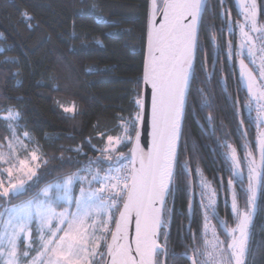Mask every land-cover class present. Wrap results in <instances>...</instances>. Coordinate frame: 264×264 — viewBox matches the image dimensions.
Returning a JSON list of instances; mask_svg holds the SVG:
<instances>
[{"label": "trees", "instance_id": "trees-1", "mask_svg": "<svg viewBox=\"0 0 264 264\" xmlns=\"http://www.w3.org/2000/svg\"><path fill=\"white\" fill-rule=\"evenodd\" d=\"M149 2L0 0V184L9 167L30 160L25 133L40 147L30 184L9 192V205L69 176L110 175L88 189L103 185L101 201L115 198L112 175L130 160L138 128ZM254 3L208 0L159 237L165 264H201L207 227L222 239L224 257L229 238L221 227L230 221L247 227L245 264H264V151L257 152L264 143L257 115L264 114V0ZM9 111L17 122L2 118ZM120 138L108 151V141ZM119 209L96 264L105 261Z\"/></svg>", "mask_w": 264, "mask_h": 264}, {"label": "water", "instance_id": "water-1", "mask_svg": "<svg viewBox=\"0 0 264 264\" xmlns=\"http://www.w3.org/2000/svg\"><path fill=\"white\" fill-rule=\"evenodd\" d=\"M207 3L208 0H162L158 8V0L149 2L138 128L130 150L129 190L108 240L104 264L115 261L156 264L158 252L165 259V250L158 242L168 191L156 192L157 173L177 104L181 75L190 60L193 64ZM255 13L258 20L259 11L255 9ZM175 154L176 150L174 159ZM253 177L257 181L260 173L256 172ZM246 231L244 226L239 236Z\"/></svg>", "mask_w": 264, "mask_h": 264}, {"label": "rangeland", "instance_id": "rangeland-1", "mask_svg": "<svg viewBox=\"0 0 264 264\" xmlns=\"http://www.w3.org/2000/svg\"><path fill=\"white\" fill-rule=\"evenodd\" d=\"M160 7L159 2L158 8ZM261 52H264V49ZM262 56L264 57V54ZM258 108L261 109L260 106ZM257 115L258 122L264 124L263 111L258 110ZM2 118L17 122L19 114L9 111ZM263 133L264 128L261 135ZM23 139L31 145L30 160L9 167L6 183L2 180L3 185L0 184V192L6 199V207L0 221V264H96L101 244L106 242V233L110 231L116 208L101 201L102 184L100 188L92 191L88 187L91 182L97 180L108 182L110 175H96L90 181L85 176H69L49 184L25 201L9 205V192L16 194L26 189L30 178L35 174L40 156V147L35 139L27 133L23 135ZM123 140L110 139L107 150H117ZM263 151L264 143L260 140L257 152L262 154ZM17 155V151L11 154L15 160L14 164ZM3 161L2 157L1 162ZM77 181L84 184L76 190ZM232 210L235 211L234 208ZM163 227L162 222V229ZM205 232L207 257L203 264L245 263L248 234L240 238L235 247L225 248V256L222 257L217 248L219 240L213 228L207 227ZM159 257L160 252L157 253L156 262Z\"/></svg>", "mask_w": 264, "mask_h": 264}, {"label": "bare ground", "instance_id": "bare-ground-1", "mask_svg": "<svg viewBox=\"0 0 264 264\" xmlns=\"http://www.w3.org/2000/svg\"><path fill=\"white\" fill-rule=\"evenodd\" d=\"M191 69H192V61L190 60L184 67V70L181 75L177 104L176 107L174 108L172 115V122L163 145L160 167L158 169L157 180H156V192L159 194L166 193L170 186L174 153L179 138V131L183 116V108L185 105V96L192 74ZM112 264H119V263L115 261L112 262Z\"/></svg>", "mask_w": 264, "mask_h": 264}, {"label": "built area", "instance_id": "built-area-1", "mask_svg": "<svg viewBox=\"0 0 264 264\" xmlns=\"http://www.w3.org/2000/svg\"><path fill=\"white\" fill-rule=\"evenodd\" d=\"M131 160L126 161L121 167L120 172L112 177L113 186L108 191L112 192L115 198L109 203L113 208L119 205V199L126 195L130 184Z\"/></svg>", "mask_w": 264, "mask_h": 264}, {"label": "flooded vegetation", "instance_id": "flooded-vegetation-1", "mask_svg": "<svg viewBox=\"0 0 264 264\" xmlns=\"http://www.w3.org/2000/svg\"><path fill=\"white\" fill-rule=\"evenodd\" d=\"M161 3V5H162V0H158V3ZM255 171H253V175H255ZM254 178V177H253ZM168 199V198H167ZM166 204H167V202H166ZM167 206V205H166ZM165 206V208H167ZM169 213H170V211H169ZM164 214H165V210H164ZM163 218H164V216H163ZM246 221V220H245ZM231 222V221H230ZM230 222H227V224H228V226H225L224 224H222V227H221V230H222V232H223V234L224 235H226L227 236V238H229V240H228V243H227V246H226V249H227V247H228V249H229V246L232 244V243H234L235 242V244L233 245V247H235L237 244H238V242L240 241V238H243L244 236H245V234L243 235V236H239L240 235V233H241V230H242V228L243 227H241V226H239L238 225V223H236V224H233L232 225V223H230ZM233 222H235V221H233ZM247 232V231H246ZM239 236V237H238ZM209 237V236H208ZM217 238H218V240H219V242H222V239L218 236V234H217ZM208 240V239H207ZM232 247V248H233ZM162 248V247H161ZM217 248H218V246H217ZM160 253H162V252H160ZM166 253V252H165ZM163 254V253H162ZM157 258V257H156ZM165 258H166V254H165ZM206 259V257H204V260ZM165 259H164V254H163V257H162V263L161 264H163V261H164ZM203 259H202V261L200 260V263L201 264H203V261H204ZM194 262V261H193ZM165 263V262H164ZM104 264V263H103Z\"/></svg>", "mask_w": 264, "mask_h": 264}]
</instances>
